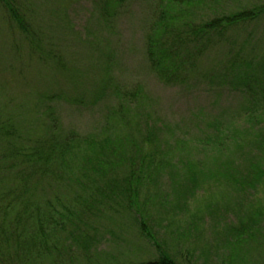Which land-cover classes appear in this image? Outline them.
I'll list each match as a JSON object with an SVG mask.
<instances>
[{
	"label": "rangeland",
	"instance_id": "obj_1",
	"mask_svg": "<svg viewBox=\"0 0 264 264\" xmlns=\"http://www.w3.org/2000/svg\"><path fill=\"white\" fill-rule=\"evenodd\" d=\"M169 1L113 0L106 20L100 17L102 0H13L25 17L28 35L8 21L0 5V179L7 181L0 188L13 186L11 179L19 176L17 169L6 167L4 151L18 147L32 152L52 137L78 140L82 150L90 149L94 140L108 141L114 152L126 150L109 154L107 160L114 163L132 155V142L140 143L152 131L153 150H146L145 140L141 150H157L162 165H153V178L141 197L150 223L159 239L179 253L194 250L192 257L203 264H226L225 251L236 246L231 245L227 224L247 220L246 209L249 216L256 204L264 206V182L250 189L254 206L224 180L208 178L194 195L182 194L179 185H185L190 165L209 172L229 161L240 162L229 136H224L222 150L205 141L217 129L215 124L224 135L239 134V142L247 140L258 130L246 114L251 108L264 129V109L255 108L233 86L230 71L235 61L236 69L250 73L264 107V14L227 25L207 47V55L193 59L197 61L190 79L171 86L150 69L146 57L147 38ZM257 7H264V0H205L189 8L187 17L201 23ZM41 53L44 57L38 58ZM78 150L41 184L43 197L64 199L65 210L61 206L57 216L64 225L57 259L61 264H133L155 258V249L124 213L100 205L84 214V204L94 202L108 187L107 180L92 172L95 163L83 159L82 152L76 155ZM85 152L92 156L90 150ZM123 167H110L107 176L123 178ZM260 230L256 239L236 249L242 264H264V228ZM93 234L96 248L87 252L81 241ZM192 257L182 259L191 263Z\"/></svg>",
	"mask_w": 264,
	"mask_h": 264
},
{
	"label": "trees",
	"instance_id": "obj_2",
	"mask_svg": "<svg viewBox=\"0 0 264 264\" xmlns=\"http://www.w3.org/2000/svg\"><path fill=\"white\" fill-rule=\"evenodd\" d=\"M204 2L205 0H170L169 8L157 17L153 35H149L147 38L146 57L149 67L166 85L185 84L186 80L190 79V73L193 72L194 62L197 61L193 59L207 55V47L209 46L210 49V44L224 33V28H227V25L243 23L264 14V7H257L256 10H245L227 17L201 21V23L191 22L187 17L190 12L189 8ZM112 4L113 0H102L100 17L107 20V17L111 16ZM0 5L9 14L8 21L28 35L29 27L26 25L25 17L19 12L13 0H0ZM173 11L174 13H172ZM177 17L184 18L181 20ZM31 39L32 47L37 53L35 37ZM192 47L194 48L191 52ZM39 55L38 58L44 57L42 53ZM190 62L192 67L189 65ZM236 67L238 66L235 61L232 62L231 83L249 98L255 108L264 109L260 105L259 97L261 98V96L258 93L255 80L248 71L245 72L242 68L239 70ZM260 94L264 97V93ZM246 114H248L249 120H254L258 124L256 125L258 130L254 136L247 140L244 138L242 142H239V134L230 135L227 132V135H224L223 129L215 124L214 127L217 129L205 140L218 144L220 150L224 136H229L232 139V144L237 148L235 152H239L242 160L240 159L237 164L229 161L223 166L209 170V172L201 171L189 164L187 174L184 173L185 185H179L182 187V194L194 195L199 187L204 183L207 184L208 178L217 182L224 180L234 191L242 194V199L249 197V201L245 200L252 205L251 201L256 199L251 195L250 189L257 190L259 185L264 182V160H262L264 159V129L260 128L258 115L255 116L251 108ZM144 136L145 139H142L140 143L132 142L134 143V150L131 149L132 155L120 157L122 161L116 160L114 163L112 160H107L109 154L119 155L126 150L122 148L114 152L108 141L94 140L91 142L93 146L90 149L82 150L80 149L82 143L78 140H73V138L59 140L52 137L32 152L21 150L16 146V149L11 152L4 151L6 167L17 169L19 176L16 174L13 180L11 179L13 186H8L7 189L0 188V264L62 263L57 259V255L61 256L62 234L60 231H63L64 225L59 223L57 216L64 199L61 195L55 199L43 197L41 184L51 172H56V167L66 165L69 156L75 152L76 147L79 150L75 154L78 153L80 156L82 152L83 159L89 163L94 162L95 165L91 164L92 172L96 173L100 180H107L105 188L108 187L107 191L101 190L99 198L94 202L84 204V214H92L94 212L92 210L100 205L103 208L106 206L107 210L115 209L121 215L124 213L138 231L139 236L149 242L157 253L155 258L133 264H203L200 259L192 257L196 251H187L189 256L184 255L179 253L174 245L169 246L168 243L161 241L159 233L148 219L150 215L146 213V206L141 204L142 194L153 178L151 173L153 165H162V162L156 157V154L158 156L157 150L155 152L141 150L144 140V143L149 145L146 150H153L152 143H155L156 140L154 133L148 131ZM6 149L8 148L5 147ZM85 150H90L92 156H89ZM11 160L13 162L8 164ZM120 166H124L123 178L107 176L111 168ZM6 183L5 178L0 179V186H5ZM114 199L117 202L111 205L109 202ZM187 199L183 201L189 202V198ZM62 209L65 210V207L62 206ZM262 209H264L263 205L256 204L252 207L253 211L251 210L249 216L250 210L246 209L247 212L245 211L244 216L247 217V220L241 219L242 221L239 222L232 220L230 224H227L226 230L232 235L231 245L236 246L235 251L233 249L225 251L227 253L226 264H242L243 260L239 257L240 253L237 250L242 249L240 245L243 242L256 239L260 229L264 228ZM61 219L64 220V218ZM95 239L93 234L84 237L81 241L87 252L96 248L97 241ZM179 255L181 256L178 257ZM190 256L192 257L191 263L182 259ZM204 264H207L206 260Z\"/></svg>",
	"mask_w": 264,
	"mask_h": 264
}]
</instances>
